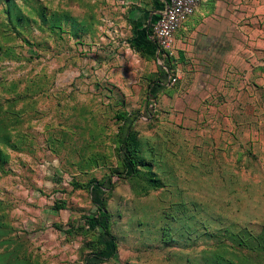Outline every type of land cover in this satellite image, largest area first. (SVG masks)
<instances>
[{
    "label": "rangeland",
    "instance_id": "1",
    "mask_svg": "<svg viewBox=\"0 0 264 264\" xmlns=\"http://www.w3.org/2000/svg\"><path fill=\"white\" fill-rule=\"evenodd\" d=\"M141 2L0 0V264H86L85 185L120 173L101 264H264V0L217 14L209 38L182 29L150 111L167 58L131 44ZM120 112L139 115L131 178Z\"/></svg>",
    "mask_w": 264,
    "mask_h": 264
},
{
    "label": "trees",
    "instance_id": "2",
    "mask_svg": "<svg viewBox=\"0 0 264 264\" xmlns=\"http://www.w3.org/2000/svg\"><path fill=\"white\" fill-rule=\"evenodd\" d=\"M163 4L161 2H158V9L162 10ZM155 17V16H154ZM152 18L153 20H157L158 17ZM154 21V22H155ZM152 25H146L144 29L139 30L136 26L134 28V36L132 37L131 44L137 49L142 50L143 52L147 53L150 57H158L157 55V46L154 42L149 40L148 35L151 33ZM161 58V56H160ZM167 58V57H166ZM169 59L170 57L166 59V67L169 68ZM163 71H161V79L153 81L149 86V93H148V100H147V109L150 111L152 110V102L156 96V91L164 88L167 85V79H168V72L164 67L161 68ZM139 115L138 114H132L127 112H120L117 114V119L124 122L121 133L118 139L119 143V152H120V159L124 165L126 174L125 177L131 178L134 177L137 174L138 166L137 161L133 157V154L131 152L129 142L131 137L132 129L135 127L136 122L138 120ZM123 177V174H117L110 176L108 178L107 182H96L91 184H86V188L89 189L91 192V198L93 203L95 204L96 210L95 212L90 216L86 218V223L88 225V228L92 231H95L97 234V244L99 246V250L96 252L90 253L86 257V264H101L111 257H113L117 250H118V243L116 240V236H114L110 229V214L107 211L105 207V201L104 196L106 194V191L111 190L114 186V180L113 177ZM76 186H79L76 184ZM59 203V202H58ZM56 208H62V205L56 204ZM206 227H204L203 233L206 235ZM229 231V230H227ZM243 233H246L244 231ZM236 233L233 232L229 235L230 238L234 243H237L236 240ZM165 240L174 241L173 234L169 231H165L164 235ZM258 242L257 249L263 250L264 249V236L262 234H259L256 236V240Z\"/></svg>",
    "mask_w": 264,
    "mask_h": 264
},
{
    "label": "crops",
    "instance_id": "3",
    "mask_svg": "<svg viewBox=\"0 0 264 264\" xmlns=\"http://www.w3.org/2000/svg\"><path fill=\"white\" fill-rule=\"evenodd\" d=\"M167 1L168 0H145V2L138 3V5L134 6L133 8L130 7V10L132 9L129 14L132 17L130 19V24L132 26L133 36L134 28L136 26L139 30H142L147 24L152 25L154 23L155 20H153L152 22V18L154 16L158 17V13L161 11L158 9V2H161L163 4V9ZM252 1L253 0H203L200 6L195 11V13L190 16L189 19L178 30L175 35V40L177 38L178 33L182 29L185 34H190L194 32L199 33L201 37L206 35V37L209 38V36L204 33L207 31H210V33L212 32V23L215 21L217 14L226 15L229 13L228 9L236 7L253 9L252 6H249L250 2ZM148 38L149 40H151L150 34L148 35Z\"/></svg>",
    "mask_w": 264,
    "mask_h": 264
},
{
    "label": "built area",
    "instance_id": "4",
    "mask_svg": "<svg viewBox=\"0 0 264 264\" xmlns=\"http://www.w3.org/2000/svg\"><path fill=\"white\" fill-rule=\"evenodd\" d=\"M203 0H168L158 13V19L152 24L150 39L156 44L158 60L160 56L169 58L172 54L175 35L192 16ZM168 72V84L177 81V76Z\"/></svg>",
    "mask_w": 264,
    "mask_h": 264
}]
</instances>
